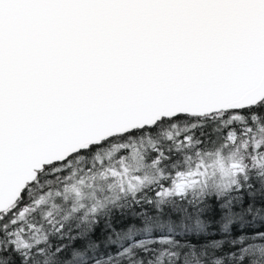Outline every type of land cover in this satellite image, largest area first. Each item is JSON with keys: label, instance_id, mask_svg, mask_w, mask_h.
I'll use <instances>...</instances> for the list:
<instances>
[{"label": "snow or ice", "instance_id": "snow-or-ice-1", "mask_svg": "<svg viewBox=\"0 0 264 264\" xmlns=\"http://www.w3.org/2000/svg\"><path fill=\"white\" fill-rule=\"evenodd\" d=\"M257 109L264 0H0V264H66L85 240V264H203L229 243L248 264L246 239L264 240ZM153 214L203 217L211 245L136 227Z\"/></svg>", "mask_w": 264, "mask_h": 264}, {"label": "trees", "instance_id": "trees-1", "mask_svg": "<svg viewBox=\"0 0 264 264\" xmlns=\"http://www.w3.org/2000/svg\"><path fill=\"white\" fill-rule=\"evenodd\" d=\"M260 121H264V110L257 109L254 113ZM191 121L178 123L177 130L180 131H190L197 139H214L216 137V133L214 132L215 124L212 121H207L205 127L192 129ZM169 129L165 128L162 133H153L152 138H156L158 135L166 134ZM203 134V135H202ZM149 138L148 133L144 134V143H147V139ZM135 142L140 144L141 138L136 137ZM123 203V202H121ZM201 223L198 225L196 218L191 220L183 219L182 217L172 215L169 216L167 214L164 215H156L153 214L152 218L148 221L141 220L136 224L137 228L140 229H149L151 232L164 231L167 232L172 230L173 232H184L193 237H201L203 240H207L211 245L213 237L205 236L210 229V223L205 221L203 217L199 218ZM77 223L81 224V227H86V222H84L81 218L76 219ZM228 223L229 221H225ZM237 222L235 219H232L231 223H229V231H231V224ZM131 227V224H129ZM120 231V229H117ZM212 231H216L217 229H211ZM220 230H223V225L220 226ZM128 235V229L125 228L121 231V235L119 237L116 236L113 232H108L103 237V241L108 243L109 246H114L111 242H119L122 239H125ZM235 235V233H232ZM247 236V234H245ZM109 237L111 240H109ZM237 240L239 237H236ZM91 243L96 244L100 243V241L92 240ZM89 241L85 240L82 242V245H78L75 247L72 252L68 255L66 264H85L86 257L91 254L92 249L88 246ZM245 247L250 248V256L248 264H264V240H250L246 239ZM235 250L233 245L229 243L227 247L221 246L219 249L209 247L207 249V255L203 257V264H213V261H219L220 264H238V261L233 260L231 257V251ZM41 264H43V258H41ZM192 264H196V261L193 260Z\"/></svg>", "mask_w": 264, "mask_h": 264}]
</instances>
